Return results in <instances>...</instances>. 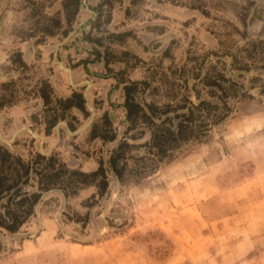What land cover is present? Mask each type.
<instances>
[{
  "label": "rangeland",
  "instance_id": "rangeland-1",
  "mask_svg": "<svg viewBox=\"0 0 264 264\" xmlns=\"http://www.w3.org/2000/svg\"><path fill=\"white\" fill-rule=\"evenodd\" d=\"M0 148V264H264V0H0Z\"/></svg>",
  "mask_w": 264,
  "mask_h": 264
},
{
  "label": "trees",
  "instance_id": "trees-1",
  "mask_svg": "<svg viewBox=\"0 0 264 264\" xmlns=\"http://www.w3.org/2000/svg\"><path fill=\"white\" fill-rule=\"evenodd\" d=\"M68 2H74L76 3L77 0H67ZM124 90V95H125V100H124V107L126 108V118L131 117L133 114H136L137 112L141 111L140 108L134 104L131 99L129 98V88L125 87L123 88ZM71 98H76L77 103L75 105H71ZM42 99L45 100V98L42 96ZM70 99H66L63 102H61L64 105V109H67L69 107H75L79 110L83 109V99L80 94H72ZM203 103H199L198 105H202ZM143 117L147 119V117L142 114ZM191 120V113H189L182 122H178L174 128V130H171L169 126H164L162 125V122L158 125H154V128L150 132V139H149V145H152L153 147H156L159 151L163 152L164 150H167L169 146L168 143H176L179 141H184L185 138V132L183 129L187 128L190 126V121ZM52 124V123H51ZM54 124H52L50 127H52ZM188 125V126H187ZM184 137V138H183ZM167 145V147L165 146ZM43 157L37 156V159H42ZM50 160V159H48ZM11 162L15 163L17 166H20L23 168V166L20 164V161L17 158H13L7 151L1 150L0 148V195L5 193L7 196L6 202H8L11 198L14 196H17L19 189L15 188L17 185L20 175L19 172L17 171L15 176L16 180L11 183L10 185H5L6 182V177L4 174L1 172V166L6 164V166H10ZM109 165L112 169L115 170V161L114 157H110L109 159ZM24 173L23 175H26L28 172L27 167L23 168ZM102 174V168L101 166L98 167V169L90 174H83L80 172H70V175L78 176L80 178H95L96 176H99ZM47 179L50 177L47 176ZM103 178V177H102ZM100 184L104 187L105 182L103 180L99 181ZM47 188V186H46ZM45 188V189H46ZM39 195L35 193L31 194H22L21 197L18 198L14 202V205H22L26 204V208L24 210H21V214H24V216H20L17 214V212L12 211L10 209H6L4 212L0 213V229L9 232V233H14L19 226L23 223V220H25V217L31 213L32 207L35 204V202L38 200Z\"/></svg>",
  "mask_w": 264,
  "mask_h": 264
}]
</instances>
